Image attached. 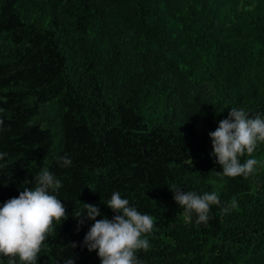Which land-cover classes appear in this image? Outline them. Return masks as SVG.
<instances>
[{
  "label": "trees",
  "instance_id": "obj_1",
  "mask_svg": "<svg viewBox=\"0 0 264 264\" xmlns=\"http://www.w3.org/2000/svg\"><path fill=\"white\" fill-rule=\"evenodd\" d=\"M231 107L264 115V0H0V205L47 169L68 213L37 264H100L72 212L114 191L154 218L141 264H264V167L210 155ZM174 185L237 207L189 223Z\"/></svg>",
  "mask_w": 264,
  "mask_h": 264
},
{
  "label": "clouds",
  "instance_id": "obj_2",
  "mask_svg": "<svg viewBox=\"0 0 264 264\" xmlns=\"http://www.w3.org/2000/svg\"><path fill=\"white\" fill-rule=\"evenodd\" d=\"M228 109L227 117L219 120L215 130L208 133L212 147L210 155L220 166L217 175L248 178L257 171L258 165L264 167V160L253 157L257 146L264 144V115L250 116L242 107ZM3 130L4 120L0 117V132ZM5 156L6 153L0 151V160ZM243 157L248 158L242 162ZM58 163L60 167H69L72 160L67 155L60 156ZM34 180V187H23L18 196L0 205V256L8 258L7 264H37L54 226L68 217L66 205L57 195L62 182L55 174L41 169ZM169 190L189 223L193 216L195 223H207L212 206L219 207L224 214L237 207L234 199L222 203L215 191L198 194L182 191L175 185ZM104 204L114 213L111 218L103 216L93 203L82 202L81 208L73 209L77 231L85 220L93 221L83 237L82 246L89 252L95 250L100 264H141L137 253L151 246L147 236L154 229V218L138 211L118 191L112 192ZM98 216L101 218L96 219ZM70 247L75 248L77 244L72 242ZM64 264H74L73 254Z\"/></svg>",
  "mask_w": 264,
  "mask_h": 264
}]
</instances>
